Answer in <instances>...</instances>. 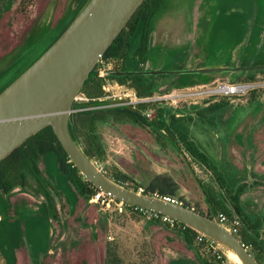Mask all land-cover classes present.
I'll return each instance as SVG.
<instances>
[{"label": "rangeland", "instance_id": "obj_1", "mask_svg": "<svg viewBox=\"0 0 264 264\" xmlns=\"http://www.w3.org/2000/svg\"><path fill=\"white\" fill-rule=\"evenodd\" d=\"M166 1L154 19L160 18L158 35L152 23L144 67L158 78L153 94L145 97L154 99L145 112L150 126L100 122L103 150L91 161L114 182L126 175L127 188H149L157 179L172 182L176 199L204 213L215 214L206 193L220 194L219 184L230 196L243 188L247 224L241 231L250 244L257 240L251 222L264 217V0ZM76 9L71 0H0V74L26 56L41 57ZM116 66H99L103 100L131 102L136 91L108 75ZM223 84L251 88L226 98L215 93ZM221 100L228 104L208 111ZM161 114L186 121L190 141L207 162L166 136ZM41 169L61 193L59 201L51 191L60 221L50 218L43 195L16 191L10 198L13 244L0 264H108L110 257L118 264H217L211 245L190 246L183 232L164 222L135 221L125 209L108 211L91 202L92 196H80L60 173L55 155H47Z\"/></svg>", "mask_w": 264, "mask_h": 264}, {"label": "trees", "instance_id": "obj_2", "mask_svg": "<svg viewBox=\"0 0 264 264\" xmlns=\"http://www.w3.org/2000/svg\"><path fill=\"white\" fill-rule=\"evenodd\" d=\"M90 1L91 0H71V3L76 4V12L69 23L61 29L57 38L69 28ZM166 4V0H145L142 3L85 82L80 95H85L86 100H76L73 104V112L69 118L70 134L90 160H94L103 150L97 132V126L100 122H107L109 120H131L141 126H150L147 114L145 113L150 105L149 102L129 104L120 100L110 103L103 100L104 80L100 77L99 66L102 62H105L107 65L118 63L119 66L110 70L108 75L116 79L122 85H128L129 88L134 89L139 98L151 96L158 78L153 77L151 73L144 68L147 64L146 55L148 51L149 32L157 14L164 9ZM35 57L36 55L26 56V59L23 61L17 64L13 63L10 67L2 71L0 74V94L22 75L40 56L37 58ZM14 67H16L14 73L7 79ZM260 67L264 68V65ZM223 97L230 98L231 96ZM226 104H228V102L224 100L214 102L209 106L208 111L215 113ZM160 117V128L164 130L166 136L172 142L178 146H185L193 157H200L202 161L204 160L207 162L208 157L201 153L190 141V128L185 120L177 118L176 115L166 117L161 114ZM49 154L55 155L60 173L65 178V181L69 182L80 196L91 197L99 191L70 161L68 154L51 127H47L38 134L32 136L21 147L0 162V212L3 217L0 223L1 259L7 258V249L13 244L12 235L14 232L10 224L12 210L10 198L16 191L20 190L43 195L50 218L56 222L60 221L59 208L51 191L54 190L56 196L60 199L59 201H62L61 193L57 192L54 185L45 177L41 169V162ZM121 177L122 180L119 177H114V179L117 183L125 185L129 178L126 175H122ZM31 180H34V186L31 185ZM219 186L221 190L220 194L215 195L206 193L211 209L216 212L225 211L229 215H236L242 220L243 224H247L245 218L242 217L245 214L240 204V196L243 193V188H239L233 193V196H230L229 191L227 192L223 185L219 184ZM139 187L141 186L132 188L138 190ZM177 189L176 184L157 179L145 190L146 192L149 190L158 192L163 196L175 198ZM184 205L203 215L214 217V213L210 210L204 213L186 203ZM125 210L131 213L132 219L135 221H140V219L143 218V215L136 210V206L127 205ZM232 211H234L235 214ZM178 223L186 226L184 230L175 229L185 234L184 238L190 246L200 244L205 250L208 248V245L211 244V242H198L197 236L199 232L183 223ZM250 230L257 240L255 242L253 240V242L249 244L245 233H242V238L258 262L264 264V217L260 220L258 219L251 222ZM108 264L118 263L116 259L110 257Z\"/></svg>", "mask_w": 264, "mask_h": 264}, {"label": "water", "instance_id": "obj_3", "mask_svg": "<svg viewBox=\"0 0 264 264\" xmlns=\"http://www.w3.org/2000/svg\"><path fill=\"white\" fill-rule=\"evenodd\" d=\"M144 1L91 0L56 42L0 94V162L51 127L70 161L96 189L123 203L169 216L213 243L224 242L243 264H260L243 240L212 217L114 182L70 134L72 107L85 82Z\"/></svg>", "mask_w": 264, "mask_h": 264}, {"label": "built area", "instance_id": "obj_4", "mask_svg": "<svg viewBox=\"0 0 264 264\" xmlns=\"http://www.w3.org/2000/svg\"><path fill=\"white\" fill-rule=\"evenodd\" d=\"M103 76H104L103 73L100 74V77H103ZM249 88H251V86H249L247 84L246 85L223 84V85L219 86V88L215 91V93L230 97V96L246 93ZM135 98L136 99L131 100V102H126V103L137 104V103H147V102L154 101V99H150V98H138V97H135ZM81 99L83 100L84 98H81ZM76 100H80V97L78 96ZM131 189L135 190L134 188H131ZM145 189L146 188L139 187L138 190H135V191L138 193H142V194H146V195L155 197V198L164 199V200L169 201V202L176 204V205L185 206L184 205L185 202L182 200H178V199L172 198L170 196H163V195H160L158 192H152L149 190L146 192ZM91 202H94L98 205H101L105 210H108V211L116 210L120 213L124 211V209L126 208L127 205H129V204L123 203L122 201H119V200L111 197L108 194H105L101 190H99V192H96L95 194L92 195ZM136 210L139 211L143 215L144 218H147L149 220L161 221V222H164V223L170 225L173 228H178V229H182V230L186 229V226L179 224L178 221L172 219L169 216L161 215L157 212L149 211V210L143 209L141 207H137V206H136ZM213 216H214L213 219L215 221L220 223L222 226H224L229 231H231L233 234L238 236L241 240H243L242 231H241L243 223H242V220L238 216H236V215L230 216L225 211H217V212H215V214H213ZM1 221H2V214L0 213V222ZM197 240L200 243L211 242L205 235H203L201 233H199V235L197 236ZM210 245H211V249L214 252V257H215L216 263L217 264H229L224 252H222L221 250H218L215 246H213V242H211Z\"/></svg>", "mask_w": 264, "mask_h": 264}, {"label": "bare ground", "instance_id": "obj_5", "mask_svg": "<svg viewBox=\"0 0 264 264\" xmlns=\"http://www.w3.org/2000/svg\"><path fill=\"white\" fill-rule=\"evenodd\" d=\"M218 244L226 250V252L229 254V256L234 260L236 264H243L242 260L240 259V257L238 256V254L235 252L234 249H232L222 241H218Z\"/></svg>", "mask_w": 264, "mask_h": 264}, {"label": "crops", "instance_id": "obj_6", "mask_svg": "<svg viewBox=\"0 0 264 264\" xmlns=\"http://www.w3.org/2000/svg\"><path fill=\"white\" fill-rule=\"evenodd\" d=\"M157 19H158V20H156V21L154 20V21H155V25H154V26H155V29H156V34H155V35H158V34H159L158 29L161 27V26H160V22H159L160 18L158 17ZM154 21H153V22H154ZM155 37H156V36H155Z\"/></svg>", "mask_w": 264, "mask_h": 264}]
</instances>
